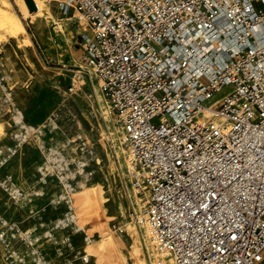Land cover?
<instances>
[{
	"label": "built area",
	"instance_id": "1",
	"mask_svg": "<svg viewBox=\"0 0 264 264\" xmlns=\"http://www.w3.org/2000/svg\"><path fill=\"white\" fill-rule=\"evenodd\" d=\"M45 1L79 28L78 66L117 125L127 224L164 264H264V0ZM9 112L0 166L41 136ZM89 160L57 147L38 171L69 202ZM1 187L24 195L10 174Z\"/></svg>",
	"mask_w": 264,
	"mask_h": 264
},
{
	"label": "rangeland",
	"instance_id": "2",
	"mask_svg": "<svg viewBox=\"0 0 264 264\" xmlns=\"http://www.w3.org/2000/svg\"><path fill=\"white\" fill-rule=\"evenodd\" d=\"M19 2L0 0V7L22 16ZM45 3L48 18L22 19L29 44L7 36L0 40V146L13 143L14 128L8 125L12 107L20 110L27 125L41 126L40 141L31 136L0 166V264H96L94 250L104 249L102 244L108 241L119 242L126 264H156L161 259L165 263L163 255L145 245L143 231L135 232L127 224L124 203L116 194L123 178L113 170L125 171L127 162L113 116L109 111L103 114L107 101L87 69L78 66L79 28L59 16L53 3ZM226 91L223 88L216 96ZM57 147L90 158L92 174L81 181L69 202L61 198L56 179L38 171L42 154ZM6 174L22 187L21 199L13 200L1 187ZM58 218L65 219L66 226L53 227ZM78 218L83 229L93 233L88 245L83 232L75 230ZM117 225L125 226V231L119 232ZM135 248L138 255L131 254Z\"/></svg>",
	"mask_w": 264,
	"mask_h": 264
},
{
	"label": "bare ground",
	"instance_id": "3",
	"mask_svg": "<svg viewBox=\"0 0 264 264\" xmlns=\"http://www.w3.org/2000/svg\"><path fill=\"white\" fill-rule=\"evenodd\" d=\"M8 1V0H7ZM16 1V0H15ZM33 3V10L30 11L25 0H20L19 2V8L21 10V14L22 16H18L16 13H13L11 11H8L6 8L4 7H0V30L3 32L2 35H0V40H5L6 36L9 38H13L15 40H19L20 41L23 39L25 40V42L27 44H29L31 42L28 33L25 29V26L23 24L22 19L25 17H29L31 20H35L38 18H48L50 15V11L48 12L47 9V4L45 3V0H31ZM18 2V1H17ZM10 3V2H9ZM11 4V3H10ZM7 5V2H4V6ZM11 7V6H10ZM15 11V10H14ZM50 19V18H49ZM51 21V20H50ZM52 23H59V21H56L55 19H53ZM55 29V28H54ZM60 34V33H59ZM65 35V34H64ZM67 35V34H66ZM68 36V35H67ZM2 40V41H3ZM73 60V59H72ZM75 60V59H74ZM77 62V61H76ZM60 64V63H59ZM82 82V81H81ZM0 86L1 83H0ZM99 93H97V97L100 96L98 95ZM101 94V93H100ZM102 95V94H101ZM101 100V99H100ZM103 102V101H102ZM99 106V105H98ZM108 111L109 109L107 107L103 108V114L106 116L108 115ZM22 115L20 112H18V115L16 117L17 121H20ZM22 125H24L25 127L29 126L26 125L25 123H21ZM43 126V125H42ZM32 127V126H31ZM115 140V139H114ZM119 142V141H118ZM121 147V146H120ZM121 154V153H120ZM123 162V160H122ZM40 193V192H39ZM41 194V193H40ZM59 196V195H58ZM75 204V203H74ZM75 206L78 208V206L75 204ZM77 218V217H76ZM69 219V218H68ZM66 220H62L61 218H58L57 220L54 221L53 223V227H58V226H66ZM75 222V230L76 232L78 231H82L83 235H82V240L85 244H90L92 242L93 239V233H89L87 232L85 229H83V224L80 221V218L78 219H74ZM128 225H127V229H128ZM134 232V230H133ZM136 232V231H135ZM139 234V233H138ZM47 236H51V233L49 231L46 232ZM139 241V240H138ZM144 242V241H143ZM119 242L118 241H108V242H104V244H102L103 246H107L104 249H98V250H94V254L96 255V264H126L124 255L118 251V246ZM141 247V246H140ZM147 250V249H146ZM141 251V250H140ZM153 252V251H152ZM151 252V253H152ZM142 253V252H141ZM156 253V252H155ZM131 254H135L138 255V249L135 248L131 251ZM90 255V253H89ZM162 256V255H161ZM164 257V256H163ZM83 259L85 261H87L88 257H87V253L86 255L83 257ZM144 259V258H143ZM153 259V258H152ZM157 259V258H156ZM156 261V260H155ZM165 261H167V259L165 258ZM158 262H160L161 264H164V259H161L160 261H157L156 264H159Z\"/></svg>",
	"mask_w": 264,
	"mask_h": 264
},
{
	"label": "water",
	"instance_id": "4",
	"mask_svg": "<svg viewBox=\"0 0 264 264\" xmlns=\"http://www.w3.org/2000/svg\"><path fill=\"white\" fill-rule=\"evenodd\" d=\"M25 2L27 4L29 10L32 11L33 10V3H32V1L31 0H25Z\"/></svg>",
	"mask_w": 264,
	"mask_h": 264
}]
</instances>
